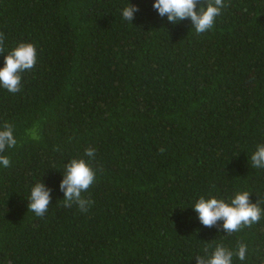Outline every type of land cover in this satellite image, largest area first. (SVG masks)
<instances>
[{
	"label": "trees",
	"instance_id": "trees-1",
	"mask_svg": "<svg viewBox=\"0 0 264 264\" xmlns=\"http://www.w3.org/2000/svg\"><path fill=\"white\" fill-rule=\"evenodd\" d=\"M153 3L0 0V67L19 43L37 53L20 91L0 86V129L13 125L17 141L0 153V264H196L217 244L233 264H264V168L251 161L264 144V0H224L199 34ZM87 148L96 176L81 212L59 183ZM40 181L52 190L43 217L27 207ZM242 191L262 213L238 232L192 208Z\"/></svg>",
	"mask_w": 264,
	"mask_h": 264
},
{
	"label": "clouds",
	"instance_id": "clouds-1",
	"mask_svg": "<svg viewBox=\"0 0 264 264\" xmlns=\"http://www.w3.org/2000/svg\"><path fill=\"white\" fill-rule=\"evenodd\" d=\"M199 5V7H198ZM152 7L160 17L167 18L168 22L176 23L190 19L191 25L196 33H204L213 27L215 18L220 14L221 9L226 7L224 0H154ZM139 11L136 5L127 4L122 10V16L127 21L134 19V14ZM4 34L0 33V53H4ZM37 60V53L34 44L19 43L4 56V66L0 67V86L11 93L20 91L21 73L31 70ZM17 141L14 137L13 125L5 123L0 129V153L6 148H12ZM94 148L85 149V154L89 160L71 159L64 164L63 178L59 183V189L63 192V206L70 208L75 203L81 212H87L93 203L91 199L82 197V193L87 191L94 183L96 169L92 167V159L95 155ZM164 151L163 148L160 150ZM252 166L264 168V144L257 145L256 151L251 156ZM0 165L10 166V159L5 155H0ZM51 189L43 182L36 183L28 199V210L38 217H43L49 210L51 201ZM198 215L202 225L214 227L218 221H222L220 227L227 234L238 232L242 227H251L258 223L261 218L262 209L260 201L250 202L248 191L237 192L230 202L215 197L205 199L200 197L192 207ZM248 247L244 243H239L235 255L239 260L244 261ZM234 252L222 244H217L214 251L209 256L207 250L205 255L196 256V264H233Z\"/></svg>",
	"mask_w": 264,
	"mask_h": 264
}]
</instances>
